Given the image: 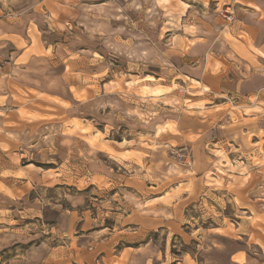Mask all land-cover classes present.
I'll use <instances>...</instances> for the list:
<instances>
[{"label":"rangeland","instance_id":"374dc122","mask_svg":"<svg viewBox=\"0 0 264 264\" xmlns=\"http://www.w3.org/2000/svg\"><path fill=\"white\" fill-rule=\"evenodd\" d=\"M248 1L0 0V264L259 254L264 63L231 32Z\"/></svg>","mask_w":264,"mask_h":264},{"label":"crops","instance_id":"0c3cea01","mask_svg":"<svg viewBox=\"0 0 264 264\" xmlns=\"http://www.w3.org/2000/svg\"><path fill=\"white\" fill-rule=\"evenodd\" d=\"M239 3H241V1H239ZM245 5L246 7H240L243 9V12H240L243 14V17H241V19H237L232 25L233 31L231 32L235 37L234 41H232V44L237 48V50L239 49L245 53L248 52L251 55H258L262 58L264 63V0H251V2H246ZM238 31L244 33L245 37L247 38H242L239 36L236 37L235 34ZM232 49L233 48L229 49V51L232 52L233 57H237V54L233 52ZM223 56L228 57L229 55L224 54ZM259 124L260 126L256 125L255 127L252 124V127L248 129V131L255 134L259 129L263 130L261 122H259ZM176 139L186 141L184 138H182V136H176ZM216 140L217 142H221L220 139ZM2 182H4V184ZM8 183L9 181H5V179L1 178L0 176V186L1 184L5 186ZM250 243V245L256 246V248H258L259 254H257V256L248 255L245 250L246 248H244V250L236 249L230 254L229 262L231 264H264V242L256 241ZM247 244H249V242ZM123 253L124 252H120L116 257L121 259L124 256ZM120 261H117L116 263ZM187 264L197 263L192 259L188 261Z\"/></svg>","mask_w":264,"mask_h":264},{"label":"built area","instance_id":"2783aa9c","mask_svg":"<svg viewBox=\"0 0 264 264\" xmlns=\"http://www.w3.org/2000/svg\"><path fill=\"white\" fill-rule=\"evenodd\" d=\"M231 17V16H230Z\"/></svg>","mask_w":264,"mask_h":264}]
</instances>
